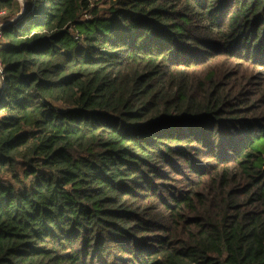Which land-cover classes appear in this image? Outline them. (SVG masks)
Returning <instances> with one entry per match:
<instances>
[{"label": "trees", "instance_id": "trees-1", "mask_svg": "<svg viewBox=\"0 0 264 264\" xmlns=\"http://www.w3.org/2000/svg\"><path fill=\"white\" fill-rule=\"evenodd\" d=\"M0 9V264H264V0Z\"/></svg>", "mask_w": 264, "mask_h": 264}, {"label": "built area", "instance_id": "built-area-1", "mask_svg": "<svg viewBox=\"0 0 264 264\" xmlns=\"http://www.w3.org/2000/svg\"><path fill=\"white\" fill-rule=\"evenodd\" d=\"M17 1L21 2V0H17ZM6 16H7V12L4 9H0V27L3 25L2 21ZM0 40H1V32H0ZM2 72H3V67L0 61V82L2 80Z\"/></svg>", "mask_w": 264, "mask_h": 264}]
</instances>
